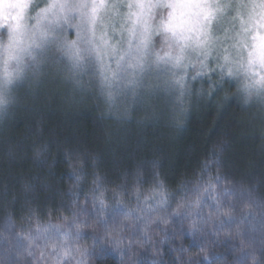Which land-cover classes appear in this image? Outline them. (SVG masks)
I'll use <instances>...</instances> for the list:
<instances>
[{"label":"clouds","instance_id":"1","mask_svg":"<svg viewBox=\"0 0 264 264\" xmlns=\"http://www.w3.org/2000/svg\"><path fill=\"white\" fill-rule=\"evenodd\" d=\"M261 45L264 0H0V264H264V179L226 167L264 155ZM85 113L151 157L105 171L57 123ZM193 116L172 184L160 145Z\"/></svg>","mask_w":264,"mask_h":264},{"label":"trees","instance_id":"2","mask_svg":"<svg viewBox=\"0 0 264 264\" xmlns=\"http://www.w3.org/2000/svg\"><path fill=\"white\" fill-rule=\"evenodd\" d=\"M210 116L197 119L192 117L188 130L175 140H165L160 146L168 154L165 169L169 173L172 184L181 174H191L204 143L201 135L200 124ZM64 129V137L76 139L79 145L92 151H99L102 155V166L111 173L117 165H131L133 159H149L151 149L155 146L153 133L148 130L144 136L138 135L134 130L125 134L115 129L111 130V139L105 132V126L92 122V116L85 113L72 121H57ZM227 117L220 120L216 128L211 129L214 135L217 130L224 128ZM226 130V129H225ZM226 167L230 169V179L237 181L253 182L257 178L264 179V155L254 152L252 143L246 138L236 141L234 150L226 158Z\"/></svg>","mask_w":264,"mask_h":264},{"label":"snow or ice","instance_id":"3","mask_svg":"<svg viewBox=\"0 0 264 264\" xmlns=\"http://www.w3.org/2000/svg\"><path fill=\"white\" fill-rule=\"evenodd\" d=\"M261 47H264V45H261ZM213 187H214V185H213Z\"/></svg>","mask_w":264,"mask_h":264}]
</instances>
